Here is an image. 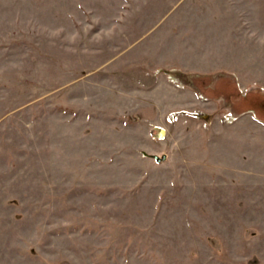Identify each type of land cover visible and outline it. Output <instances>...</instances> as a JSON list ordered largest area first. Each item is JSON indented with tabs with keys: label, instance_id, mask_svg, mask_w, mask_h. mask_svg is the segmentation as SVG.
<instances>
[{
	"label": "rangeland",
	"instance_id": "1",
	"mask_svg": "<svg viewBox=\"0 0 264 264\" xmlns=\"http://www.w3.org/2000/svg\"><path fill=\"white\" fill-rule=\"evenodd\" d=\"M0 264H264V0H0Z\"/></svg>",
	"mask_w": 264,
	"mask_h": 264
},
{
	"label": "water",
	"instance_id": "2",
	"mask_svg": "<svg viewBox=\"0 0 264 264\" xmlns=\"http://www.w3.org/2000/svg\"><path fill=\"white\" fill-rule=\"evenodd\" d=\"M156 158H157V160H159V159H160V158H159V156H157V155H156Z\"/></svg>",
	"mask_w": 264,
	"mask_h": 264
},
{
	"label": "built area",
	"instance_id": "3",
	"mask_svg": "<svg viewBox=\"0 0 264 264\" xmlns=\"http://www.w3.org/2000/svg\"><path fill=\"white\" fill-rule=\"evenodd\" d=\"M168 119H170V120H171V118H168Z\"/></svg>",
	"mask_w": 264,
	"mask_h": 264
}]
</instances>
